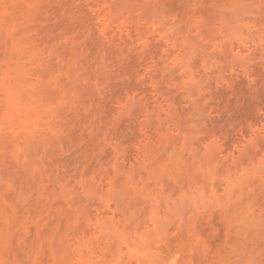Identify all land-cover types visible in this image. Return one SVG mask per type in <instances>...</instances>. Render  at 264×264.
<instances>
[{
    "label": "rangeland",
    "instance_id": "374dc122",
    "mask_svg": "<svg viewBox=\"0 0 264 264\" xmlns=\"http://www.w3.org/2000/svg\"><path fill=\"white\" fill-rule=\"evenodd\" d=\"M0 264H264V0H0Z\"/></svg>",
    "mask_w": 264,
    "mask_h": 264
}]
</instances>
